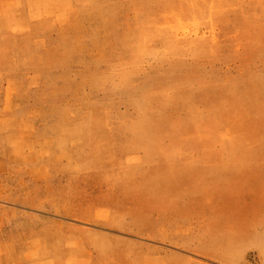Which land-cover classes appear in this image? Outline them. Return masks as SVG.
Listing matches in <instances>:
<instances>
[{
  "label": "rangeland",
  "instance_id": "rangeland-1",
  "mask_svg": "<svg viewBox=\"0 0 264 264\" xmlns=\"http://www.w3.org/2000/svg\"><path fill=\"white\" fill-rule=\"evenodd\" d=\"M0 264H264V0H0Z\"/></svg>",
  "mask_w": 264,
  "mask_h": 264
}]
</instances>
